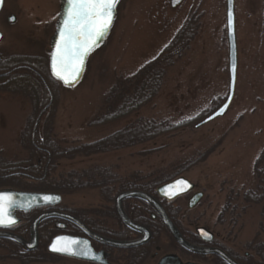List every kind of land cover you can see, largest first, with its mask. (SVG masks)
Here are the masks:
<instances>
[{
    "label": "rangeland",
    "instance_id": "rangeland-1",
    "mask_svg": "<svg viewBox=\"0 0 264 264\" xmlns=\"http://www.w3.org/2000/svg\"><path fill=\"white\" fill-rule=\"evenodd\" d=\"M226 1L183 0L173 7L172 0H121L111 33L90 55L82 81L73 88L59 86L53 133L60 144L70 146L97 141L123 128L132 119L102 127L91 126L90 122L103 110L105 95L115 82L138 74L182 26L188 30L192 23L193 41L169 69L155 101L138 115L175 123L193 119L192 126L157 140L153 146L63 160L58 172H95L104 167L117 175L110 179L139 173L142 182H148L165 177L161 175L171 174L199 154L211 151L204 162L180 175L204 193L194 209L188 207L189 196L174 202L181 208V223L190 232L198 227L209 229L218 244L245 261L250 257L259 260L249 244L256 238L264 242L262 207L243 203L239 196L257 186L255 165L264 150V0H235L238 46L235 98L224 117L199 129L194 127L222 105L229 92ZM60 5V0H6V11L16 16V23L10 26L6 21L0 22L4 33L1 55L49 57ZM32 106L24 93L0 92V157L7 162L28 158L29 152L21 145V134L32 115ZM2 185L0 189L10 187ZM59 194L63 197L61 208L82 213L109 232L124 230L118 219L107 215L114 208L109 197L116 193L103 196L98 188ZM49 225L50 233L43 238L46 243L44 240L40 246L45 253L39 256L46 261L30 264H87L48 254L49 240L63 233ZM167 236L162 246L175 250L171 236ZM4 245L0 243V264H22L10 257V250ZM131 250L120 249L117 253L123 261ZM145 264L153 262L150 259ZM207 264L221 263L209 259Z\"/></svg>",
    "mask_w": 264,
    "mask_h": 264
},
{
    "label": "trees",
    "instance_id": "trees-1",
    "mask_svg": "<svg viewBox=\"0 0 264 264\" xmlns=\"http://www.w3.org/2000/svg\"><path fill=\"white\" fill-rule=\"evenodd\" d=\"M188 26V30L187 26H182L154 60L141 69L138 74H134L130 79L121 78L115 82L105 95L103 110L100 111L99 116L94 121L90 122V125L102 127L132 120L120 130L97 141L70 146L60 144L53 133V119L59 101L60 83L50 74L48 56H4L0 54V92L24 93L33 105L32 115L21 134V145L29 152L28 158L20 162L10 163L0 157V185L16 187L25 191L58 193L101 188L103 196L116 193L109 197L113 203L116 195L124 191L140 189L154 192L161 184L173 180L176 176H180L204 162L211 151L207 150L199 154L196 158L179 166L171 174L161 175L165 177L148 182H142L138 177L141 176L139 173L126 175L131 177H122L119 180L110 179L111 176L117 175L104 167H99L100 170L95 172L90 170L58 172L59 165L63 160L75 161L139 146H153L157 140L173 136L192 126L193 119L175 123L170 120L156 121L138 116L142 109L155 101L163 87L169 69L176 64L177 60L182 58L183 53L193 41L195 34L192 32V27L194 26L192 23ZM255 173L258 180L257 186L244 191L239 199L246 204L260 205L264 218V150L256 162ZM115 183H118V187L115 186ZM70 212L87 222L91 228L100 234L124 239L131 235L130 230H126L123 234L110 233L104 227L95 225L84 214ZM37 213L38 211L31 213L26 217V220L31 221V218ZM107 215L118 219L114 208L107 212ZM53 223V220L46 221L42 224L41 229L45 230L47 226H50L49 224ZM27 229L28 225L21 228L22 231H27ZM44 240L46 243V239ZM0 243L5 244L6 247L2 246L3 248L10 250L11 258L19 260L22 264L46 261L39 257L45 253L44 249L40 248L29 253L12 241L0 240ZM151 247L152 243L132 249L131 252L143 259L151 252ZM249 247L253 248L260 259L256 260L254 257H250L246 261L244 258L237 260L242 264H264V242L256 238L249 244ZM140 263L137 260L131 262V264Z\"/></svg>",
    "mask_w": 264,
    "mask_h": 264
},
{
    "label": "water",
    "instance_id": "water-1",
    "mask_svg": "<svg viewBox=\"0 0 264 264\" xmlns=\"http://www.w3.org/2000/svg\"><path fill=\"white\" fill-rule=\"evenodd\" d=\"M120 1L121 0H119V2L115 6L114 18L112 20V23L108 31L95 45H93V47L89 50L88 54L85 56L83 69L80 72L79 78L76 80L74 85L66 86L61 80H58L55 76L52 75V66H51L52 65V52L55 50L57 40L60 39L59 34H60L61 25L64 22L65 13L68 9L67 0H64V3L61 7L59 19L56 24V31L51 40V52L49 56L50 73L55 80L59 81L62 84V86L66 88H73L82 81L84 74L86 72L87 62H88L90 55L105 43L109 34L111 33V30H112V27L115 21V17H116L117 6L120 3ZM182 1L183 0H172V6L174 7L177 4L181 3ZM3 3H4V0H3ZM226 5H227V9H226L227 38H228V44H229V77H230L229 92L223 104L220 105L214 112H212L202 121L198 122L195 125L196 129H199L219 118L224 117L226 113L229 111L230 107L232 106V103L234 101L235 94H236L237 75H238V46H237V38H236L235 0H227ZM2 7H3V4L2 6H0V11ZM229 13H231V16H232L231 26H229ZM1 40H2V33L0 32V41ZM181 180L186 181L187 184L180 185L176 183L177 181H181ZM170 185H172L173 187L169 188ZM194 189H195V185L191 181H189L185 177H179L175 179L174 181L169 182L159 187L156 193L159 199L173 201L179 197L189 194ZM166 190L168 191L169 195L165 194ZM0 193L13 194V197L16 200V203L18 205L17 207L11 210V215L15 219L16 223L12 225L11 227H0V239L11 240L17 243L18 245L24 247L29 252L36 251L39 247L38 228L41 225V223L49 219H58V220H62V221L73 224L74 226H76L82 231L84 236L83 237L82 236H72V235H67V234L57 235L56 237L52 239V241L48 245V252L50 254L61 256V257L77 259V260L86 261V262L109 264V262L106 259V253L104 251H100V252L95 251V249L92 246V241L99 243L101 245L110 247V248L133 249L136 247L143 246L149 243L151 240L152 235L150 231L145 226L132 221L124 210L123 202L125 200L138 199V200H142L148 203L149 205H151L158 211L168 231L170 232L174 240L177 242V244L181 248L185 249L186 251L190 253L196 254V255H216L219 258H221L226 264H240L236 260L231 258L228 253H226L224 250L220 248L199 247V246H196V245H193L187 242L183 238L178 228L170 220L166 211L164 210L162 205L158 202V200L154 196H151L148 193H145L143 191L131 190V191L123 192L119 194L115 199L116 213L120 221L129 230H132L133 232H136L142 235L140 239L131 240V241L116 240V239H112V238L99 235L93 232L84 222H82L76 216L70 213H67V212L54 210V208L60 206V204L62 203V196L60 194L44 193V192H26V191H19L13 188L0 189ZM172 193H177V194L171 195ZM44 196H51V197L58 198V199H53L51 202H46L42 199V197ZM203 198H204V194L202 192L196 193L189 201V204H188L189 209H194L202 201ZM39 209H49V210L40 214L32 222L31 227H30V239L29 240L10 231L11 228L20 224L21 219L18 218L19 213L26 214V213H30L31 211L39 210ZM202 232L207 233L208 234L207 237L202 235ZM197 234L200 237V239L204 241L205 243L211 244L214 241V235L205 228H198ZM58 237L65 238L63 241H61V243L66 244L70 249H74L77 253L87 252L89 257L94 254L96 256V259L86 258L83 255H70L66 253L52 251L50 246L53 244V242L57 241ZM75 241H78L79 243H74ZM159 264H182V263L177 256L169 255L166 258L162 259ZM188 264H195V263H188Z\"/></svg>",
    "mask_w": 264,
    "mask_h": 264
},
{
    "label": "flooded vegetation",
    "instance_id": "flooded-vegetation-1",
    "mask_svg": "<svg viewBox=\"0 0 264 264\" xmlns=\"http://www.w3.org/2000/svg\"><path fill=\"white\" fill-rule=\"evenodd\" d=\"M60 1H61V5L60 6L62 7V5L64 3V0H60ZM61 7H60V11H61ZM59 15H60V12L57 15V17H58L57 19H59ZM9 17H15V20L11 21L9 19ZM3 21H6V24H9L10 26H12V25H14L16 23V16H14L13 14H8V12L6 11V0H4L3 7H2V9L0 11V22H3ZM0 32L2 33V40L0 41V43H1L4 40V33L1 30H0ZM0 54H3V53H0ZM4 56H6V55H4ZM11 56H13V55H11ZM156 189L154 190V192L153 191H144V190H140V189H135V190L144 191V192L148 193L149 195L154 196L158 200V202L162 205V207L166 211V213H167L168 217L170 218V220L178 228V230L182 234L183 238L187 242H189V243H191L193 245L199 246V247H218V248H221V249L227 251L220 244L217 243L215 234H214V241L211 244H208V243H205L204 241H202L200 239V237L196 233V228H195V231H191L190 232L189 230H186L183 227V225L181 223V220H180V216H179V214L181 212V208L176 206V204L174 202H176V200H178L180 198L189 196V200H188V204H189L190 199L194 196L193 193H190V194H187L185 196L179 197V198H177V199H175L173 201H167V200H164V199H159V197L157 196V193H156ZM194 192H199V191L195 190ZM121 193H123V192H121ZM119 194H117L116 196H118ZM123 206H124V210H125L126 214L128 215V217L132 221L145 226L150 231V233L152 235L151 240H150L149 243H147L145 245H150L152 243V247L151 248L154 249V250H153V252H149L143 259L139 258L138 255H135L134 253H131L130 255H128L127 258H123V261H122V259L120 258V254L117 253L118 249L109 248V247L100 245V244L92 241V246L97 252L105 251L106 259L109 262V264H131V262H134L135 260L141 262L140 264H145L150 259L153 262V264H159L162 259L166 258L169 255L177 256L180 259L182 264H188V263L207 264L209 259H216V261H218L219 263L222 262L221 259L219 257L215 256V255H196V254L190 253V252L186 251L185 249L181 248L172 237H171V240H172V242L174 244V247L176 249L175 250H170V251L169 250H165V246L164 245L162 246V243H163L162 241H164L166 243V241H167L166 235L168 234L167 237H170L171 235H170L167 227L164 225V222L162 221V218L159 215L158 211L154 207L149 205L148 203H146V202H144L142 200H138V199L125 200L123 202ZM54 209H58V210H62V211H69V210L63 209L61 207H57V208H54ZM45 211L46 210H39L38 213L34 216V218L31 221H28L27 223L25 222L26 217L28 215H30L31 213L30 214H25V215L24 214H20L22 221L17 226L11 228L10 231L15 233V234H17V235H20V236L26 238L27 240H29L30 239V227H31L32 221L39 214H41V213H43ZM82 221H84V220H82ZM42 224L38 228V232H39V247H38L37 250H39L40 246L43 245L42 244L44 242L43 238L47 237L49 235L48 233H50L48 231L49 227H47L45 230L41 229ZM85 224L93 232L98 233L93 228H91L87 224V222H85ZM25 225H28V229H27V231L26 230L22 231L21 228L24 227ZM53 225L58 227L60 229V231L63 232L62 234H71V235H77V236H84V234L81 232V230H79L77 227H75L73 224H71L69 222L56 220V221H54ZM122 226H123V224H122ZM123 228H124V230L122 229L119 232H116V233L115 232H110V233L123 234L126 231V228L124 226H123ZM27 232H29L28 236H27ZM131 233L134 234V235L133 236L130 235L126 239L119 238V237H112V238L120 239V240H138V239H140L142 237V235L139 234V233H136V232H131ZM101 235H103V234H101ZM109 237H111V236H109ZM50 240H49V242H50ZM181 252L183 254L189 256L191 259L186 258ZM227 252L229 253V255L234 260L239 262V260H237V259L240 258V257H238L236 254H232L229 251H227ZM48 254L50 256H54V255H52L50 253H48ZM61 258H63V259H71V258H67V257H61ZM72 260H77V259H72ZM77 261L83 262V263H87V264H99V263L86 262V261H81V260H77ZM239 263L242 264L241 262H239Z\"/></svg>",
    "mask_w": 264,
    "mask_h": 264
},
{
    "label": "snow or ice",
    "instance_id": "snow-or-ice-1",
    "mask_svg": "<svg viewBox=\"0 0 264 264\" xmlns=\"http://www.w3.org/2000/svg\"><path fill=\"white\" fill-rule=\"evenodd\" d=\"M119 0H67L68 9L60 29V39L56 42L52 52V75L61 80L66 86H72L79 78L83 69L84 58L89 50L108 31L114 18L115 6ZM3 0H0L2 6ZM11 21L15 17H9ZM232 24V16L229 13V26ZM177 184L186 185V181H177ZM173 187L172 185L169 188ZM169 195L168 191H165ZM177 193H172L175 195ZM42 199L51 202L54 198L44 196ZM16 200L11 193H0V227H11L16 223L11 215V210L17 207ZM207 237V233H203ZM65 238L58 237L50 246L52 251L70 255H83L86 258L96 259V256H88L87 252L77 253L66 244L61 243ZM74 243H79L75 241Z\"/></svg>",
    "mask_w": 264,
    "mask_h": 264
}]
</instances>
